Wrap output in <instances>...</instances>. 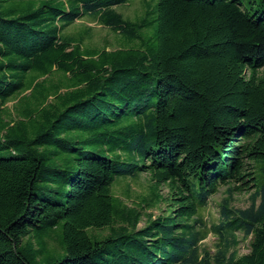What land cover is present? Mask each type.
<instances>
[{"label": "trees", "instance_id": "obj_1", "mask_svg": "<svg viewBox=\"0 0 264 264\" xmlns=\"http://www.w3.org/2000/svg\"><path fill=\"white\" fill-rule=\"evenodd\" d=\"M130 1L0 0V115L18 103L0 117V264H264V0H138L134 21L114 9ZM86 16L124 45L62 34ZM142 173L167 196L138 227L112 186ZM223 186L255 192L221 208L210 254L199 213Z\"/></svg>", "mask_w": 264, "mask_h": 264}, {"label": "rangeland", "instance_id": "obj_2", "mask_svg": "<svg viewBox=\"0 0 264 264\" xmlns=\"http://www.w3.org/2000/svg\"><path fill=\"white\" fill-rule=\"evenodd\" d=\"M114 9L124 19L134 21L143 15L146 10V3L132 0L124 5L116 6ZM62 34L71 37L82 36V45L84 48H105L112 50L124 45L120 41L118 34L98 24V22L88 16L76 20L71 26L64 29ZM59 80L60 75L53 74L47 78L46 84H56ZM26 95L29 96V93L27 92ZM17 105V100H11L3 107L0 117L4 122H15L17 120ZM231 189V186L220 187L214 196L208 198L207 205L199 213V217L203 220L209 231L206 239L200 244L202 251L210 254L216 251L217 240L212 229L220 222V211L223 206H227L233 210H240L248 208L251 204V197L255 192L254 189L243 192H237ZM112 191L122 199L127 207L141 212L143 217L138 227L144 224L147 216L155 217L160 213H164L162 212L165 209L164 204L162 202L158 203L156 199L166 197L167 189L163 186L159 189L155 188L149 175L145 173L139 174L135 178L126 177L117 179L112 186ZM236 236L239 240V244L235 248L237 255L242 256L248 254L251 238H245L241 233H236ZM48 246L50 248L57 247L54 241H48Z\"/></svg>", "mask_w": 264, "mask_h": 264}]
</instances>
